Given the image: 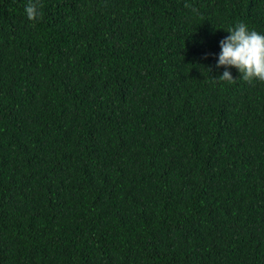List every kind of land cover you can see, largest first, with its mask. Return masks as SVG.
Returning <instances> with one entry per match:
<instances>
[{
	"label": "trees",
	"instance_id": "trees-1",
	"mask_svg": "<svg viewBox=\"0 0 264 264\" xmlns=\"http://www.w3.org/2000/svg\"><path fill=\"white\" fill-rule=\"evenodd\" d=\"M0 0V264H264V82L219 41L264 0Z\"/></svg>",
	"mask_w": 264,
	"mask_h": 264
},
{
	"label": "clouds",
	"instance_id": "clouds-1",
	"mask_svg": "<svg viewBox=\"0 0 264 264\" xmlns=\"http://www.w3.org/2000/svg\"><path fill=\"white\" fill-rule=\"evenodd\" d=\"M24 14L30 21L40 15V0H28ZM229 35L219 41L220 52L216 58V68L223 67L219 78L225 82H235L230 69L235 68L239 78L246 82H264V33L250 29L244 22H238L226 30Z\"/></svg>",
	"mask_w": 264,
	"mask_h": 264
}]
</instances>
